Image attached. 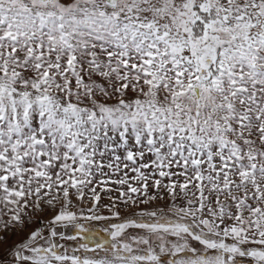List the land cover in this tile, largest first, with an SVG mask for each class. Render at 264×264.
Returning a JSON list of instances; mask_svg holds the SVG:
<instances>
[{
    "label": "snow or ice",
    "instance_id": "obj_1",
    "mask_svg": "<svg viewBox=\"0 0 264 264\" xmlns=\"http://www.w3.org/2000/svg\"><path fill=\"white\" fill-rule=\"evenodd\" d=\"M0 264H264V0H0Z\"/></svg>",
    "mask_w": 264,
    "mask_h": 264
},
{
    "label": "rangeland",
    "instance_id": "obj_2",
    "mask_svg": "<svg viewBox=\"0 0 264 264\" xmlns=\"http://www.w3.org/2000/svg\"><path fill=\"white\" fill-rule=\"evenodd\" d=\"M97 227H99V224H97Z\"/></svg>",
    "mask_w": 264,
    "mask_h": 264
}]
</instances>
